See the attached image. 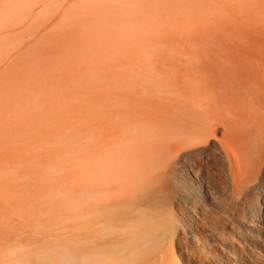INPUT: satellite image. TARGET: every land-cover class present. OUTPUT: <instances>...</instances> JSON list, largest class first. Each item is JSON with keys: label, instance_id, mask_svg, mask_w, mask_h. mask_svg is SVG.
<instances>
[{"label": "rangeland", "instance_id": "rangeland-1", "mask_svg": "<svg viewBox=\"0 0 264 264\" xmlns=\"http://www.w3.org/2000/svg\"><path fill=\"white\" fill-rule=\"evenodd\" d=\"M157 39L176 43L167 48L173 60L201 67L199 85L244 89L253 98L264 89V0H0V187L36 194L37 201L74 184L81 132L90 136L89 125L97 121L96 93L111 83H132L129 70L141 65ZM234 96L239 100L237 109L230 106L233 112L264 118L258 115L264 105ZM120 108L129 110L126 103ZM231 125L227 144L246 163L256 157L255 145L242 120L236 117ZM201 150L191 159L165 160L155 171L167 165L154 187L168 189L179 264H228L237 258L264 264V218L255 209L264 199L259 165L242 167L233 193L226 159L214 141ZM35 210L45 215L28 229L31 235L71 245L79 240L81 219L74 211L53 214L39 204ZM204 214L222 228L221 241H210L211 223L196 233L204 245L190 235L192 220Z\"/></svg>", "mask_w": 264, "mask_h": 264}, {"label": "bare ground", "instance_id": "bare-ground-1", "mask_svg": "<svg viewBox=\"0 0 264 264\" xmlns=\"http://www.w3.org/2000/svg\"><path fill=\"white\" fill-rule=\"evenodd\" d=\"M112 31L109 33L114 35ZM175 44L173 40H155L152 49L140 58L141 65L129 70L132 83L99 88L94 109L97 121L89 125L90 136L85 130L81 132L74 184L60 187L62 193L41 195L37 201L33 199L36 194L22 196L16 188L0 187V264H179L173 253L177 227L169 211L168 189L154 187L168 173L167 165L161 173L155 172L159 163L164 165L165 160L173 162L185 156L191 159L213 140L226 159L233 193L238 190L235 175L242 167L259 165L258 171L264 176V162L258 163L264 159V118L233 112L230 107L237 109L239 99L235 94H241L247 104L254 100L263 107L264 89L253 98L244 89L199 85L196 80L202 75L201 67L173 60L167 48ZM125 103L128 111L120 108ZM258 115L264 117V110L260 109ZM236 117L242 120L248 135L257 133L248 138L255 145L256 157L246 163L226 141L229 124ZM187 171L197 185L204 186V194L211 196V189L207 183L202 184L196 169L189 166ZM261 201L255 209L263 220L264 199ZM36 204L53 214H77L81 225L75 245L57 239L45 241L29 233L28 229L35 223L39 225L45 215L35 210ZM209 219L206 214L195 216L188 227L190 235L202 245L196 233L211 223ZM217 224L213 221L210 226L212 242L223 239ZM228 264L242 263L237 258Z\"/></svg>", "mask_w": 264, "mask_h": 264}]
</instances>
